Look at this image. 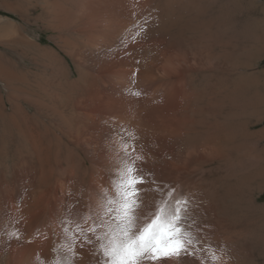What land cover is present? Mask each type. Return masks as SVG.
<instances>
[{"label":"bare ground","instance_id":"bare-ground-1","mask_svg":"<svg viewBox=\"0 0 264 264\" xmlns=\"http://www.w3.org/2000/svg\"><path fill=\"white\" fill-rule=\"evenodd\" d=\"M14 1L12 6L17 4ZM51 5L50 26L59 35L62 50L74 60L85 59L88 68L79 66L76 79L71 72L56 69L54 106L48 121L38 125L40 137L71 153L23 155L15 160L13 171L0 174V264H57L65 258L73 264H105L100 248L104 241L97 237H105L115 227L105 197L117 192L111 179L118 173L110 176L102 171L96 178L77 170L75 165L84 155L79 145L103 128L136 136L198 130L210 146L201 153L223 155L219 141L225 138L219 137L224 127L212 113L227 94L234 34L238 53L244 52L245 16L241 11L233 16L231 0H53ZM139 48L138 56H133ZM171 50L180 52L190 65L161 67ZM93 60L101 67L91 65ZM92 70L105 75L96 76ZM200 85L207 91L203 97ZM133 154L143 163L159 161L152 153ZM159 181L137 187L136 230L161 207L171 208L186 198L169 193ZM82 191L85 204H81ZM229 192L226 197L232 208H238L242 195L229 197ZM100 197L104 202H97ZM194 201L187 203L183 224L192 222L194 244L208 252L211 242L202 245L197 238L199 209ZM73 210L87 217L72 218L68 213ZM201 253L198 258L184 256L155 264H199Z\"/></svg>","mask_w":264,"mask_h":264},{"label":"rangeland","instance_id":"rangeland-1","mask_svg":"<svg viewBox=\"0 0 264 264\" xmlns=\"http://www.w3.org/2000/svg\"><path fill=\"white\" fill-rule=\"evenodd\" d=\"M10 1L14 0H0V174L13 171L15 160L23 155L71 153L40 137L38 125L48 121L54 106L56 69H65L76 79L77 68H88L85 59L74 60L62 50L59 35L50 26L53 0H17L16 6ZM231 1L233 16L240 11L245 16L246 41L240 55L236 34L232 37L234 55L227 94L212 113L224 127L219 137L225 138L219 141L223 155L202 154L210 146L205 144L206 135L198 130L136 136L103 128L91 132L79 145L84 155L75 168L96 178L102 171L112 176L120 174L111 177L116 191L126 170L134 168L144 180L136 187L154 185L159 179L166 191L182 193L186 201H194L195 195L199 209L197 238L202 245L211 242V249L201 253L199 264H211V253L219 257L217 264H264V0ZM139 50L133 56H138ZM171 51L161 67L190 65L180 52ZM91 65L101 67L95 60ZM94 71L96 76L104 74ZM199 90L205 96L204 85ZM102 150L104 153L96 154ZM134 152L152 153L159 161L143 163ZM227 191L229 197L242 195L238 208H232ZM83 193L81 204L86 203ZM97 200L104 202L102 197ZM73 211L68 213L72 218L87 217ZM57 215L63 217L59 210ZM183 226L191 234L192 222L187 220Z\"/></svg>","mask_w":264,"mask_h":264},{"label":"snow or ice","instance_id":"snow-or-ice-1","mask_svg":"<svg viewBox=\"0 0 264 264\" xmlns=\"http://www.w3.org/2000/svg\"><path fill=\"white\" fill-rule=\"evenodd\" d=\"M144 183L143 177L128 168L123 174L112 198L105 197L106 211L113 215L115 227L109 228L103 240L101 253L105 264H155L159 260H178L184 256L197 257L203 249L194 244L192 236L183 226L186 220L187 201L177 200L171 208L161 207L154 218L139 230L135 229L134 211L139 204L137 184ZM219 257L210 254L211 264ZM57 264H73L71 258ZM201 264H204L201 261Z\"/></svg>","mask_w":264,"mask_h":264}]
</instances>
